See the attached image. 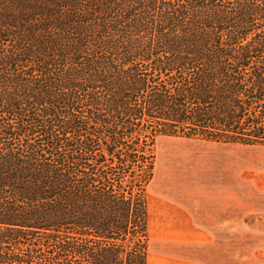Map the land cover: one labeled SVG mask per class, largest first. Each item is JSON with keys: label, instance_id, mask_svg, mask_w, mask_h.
Segmentation results:
<instances>
[{"label": "trees", "instance_id": "obj_1", "mask_svg": "<svg viewBox=\"0 0 264 264\" xmlns=\"http://www.w3.org/2000/svg\"><path fill=\"white\" fill-rule=\"evenodd\" d=\"M161 136L264 146V0H0V264H148Z\"/></svg>", "mask_w": 264, "mask_h": 264}, {"label": "rangeland", "instance_id": "obj_2", "mask_svg": "<svg viewBox=\"0 0 264 264\" xmlns=\"http://www.w3.org/2000/svg\"><path fill=\"white\" fill-rule=\"evenodd\" d=\"M229 187L240 200V257L264 258V146L159 137L154 178L147 188L150 254L156 200L182 199L188 204L192 199H211Z\"/></svg>", "mask_w": 264, "mask_h": 264}, {"label": "crops", "instance_id": "obj_3", "mask_svg": "<svg viewBox=\"0 0 264 264\" xmlns=\"http://www.w3.org/2000/svg\"><path fill=\"white\" fill-rule=\"evenodd\" d=\"M222 190L188 204L156 200L148 264H264V258L240 257V200H235L234 189Z\"/></svg>", "mask_w": 264, "mask_h": 264}]
</instances>
